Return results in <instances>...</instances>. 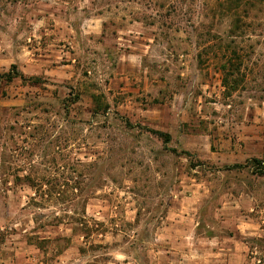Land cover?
Instances as JSON below:
<instances>
[{
	"label": "rangeland",
	"instance_id": "rangeland-1",
	"mask_svg": "<svg viewBox=\"0 0 264 264\" xmlns=\"http://www.w3.org/2000/svg\"><path fill=\"white\" fill-rule=\"evenodd\" d=\"M1 260L264 264V0H0Z\"/></svg>",
	"mask_w": 264,
	"mask_h": 264
},
{
	"label": "crops",
	"instance_id": "crops-1",
	"mask_svg": "<svg viewBox=\"0 0 264 264\" xmlns=\"http://www.w3.org/2000/svg\"><path fill=\"white\" fill-rule=\"evenodd\" d=\"M249 196H245V195H240L238 196V198L234 199L232 201H229L230 197L228 198L229 203L226 204L227 206H229V210L230 213H226V214H242L241 212L243 211V209H246L247 211H251L253 209L250 201H249ZM240 199H243L244 202L241 203H237L240 202ZM240 204L242 205V207H240ZM245 207V208H244ZM224 208H222V210H220L218 213L216 214H224ZM20 262H14L12 260H1L0 264H19Z\"/></svg>",
	"mask_w": 264,
	"mask_h": 264
},
{
	"label": "trees",
	"instance_id": "trees-1",
	"mask_svg": "<svg viewBox=\"0 0 264 264\" xmlns=\"http://www.w3.org/2000/svg\"><path fill=\"white\" fill-rule=\"evenodd\" d=\"M15 75H18V74H15ZM4 77L6 78V81H11L12 79H14V77H12L10 74H5ZM19 78L21 80L25 79L23 76H19ZM242 166L241 165H234V166H231V169L233 170H236V169H240ZM230 168V167H228ZM262 262H260L259 264H261Z\"/></svg>",
	"mask_w": 264,
	"mask_h": 264
}]
</instances>
